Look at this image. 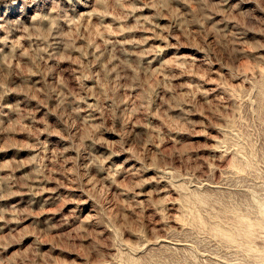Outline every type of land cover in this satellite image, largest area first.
<instances>
[{
  "label": "rangeland",
  "instance_id": "1",
  "mask_svg": "<svg viewBox=\"0 0 264 264\" xmlns=\"http://www.w3.org/2000/svg\"><path fill=\"white\" fill-rule=\"evenodd\" d=\"M0 264H264V0H0Z\"/></svg>",
  "mask_w": 264,
  "mask_h": 264
}]
</instances>
